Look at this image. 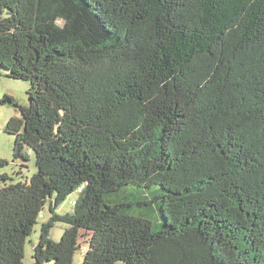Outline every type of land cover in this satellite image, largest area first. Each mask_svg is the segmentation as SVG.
<instances>
[{"label": "trees", "instance_id": "trees-1", "mask_svg": "<svg viewBox=\"0 0 264 264\" xmlns=\"http://www.w3.org/2000/svg\"><path fill=\"white\" fill-rule=\"evenodd\" d=\"M0 67L30 83L0 103L37 167L0 174V264L48 201L33 264H264V0H0Z\"/></svg>", "mask_w": 264, "mask_h": 264}, {"label": "rangeland", "instance_id": "rangeland-1", "mask_svg": "<svg viewBox=\"0 0 264 264\" xmlns=\"http://www.w3.org/2000/svg\"><path fill=\"white\" fill-rule=\"evenodd\" d=\"M0 102L3 100L6 94L12 95L17 99L22 105H29L30 99L28 90L30 88V83L28 81L14 79L7 75V71L0 67ZM14 116H21V112L18 107L9 102L0 103V159H5L8 161V164L0 167V174L7 173L10 176L14 177L15 180H26L30 179L32 175L37 171L35 164L34 153L31 154V159L27 162L23 160L13 161L14 154V142L15 136L9 134L5 131L6 124ZM23 163H26V166H22ZM21 170V172H20ZM3 185V182L0 181V187ZM127 200L133 202L130 212L133 214H144L149 218L154 227H157L156 216L151 214L146 205H139L138 202L145 199L143 188H138L134 186H127ZM80 191L72 192L66 200L61 203L57 209L56 213L66 214L72 213L74 210V202L78 199ZM138 201V202H135ZM50 201H48L39 218L38 222L34 226L32 233L27 237L25 244V257L24 264H33V254H34V245L38 243L41 233V227L44 222H47L53 213L50 210ZM68 227V224L58 221L51 229L50 237L54 241H59L62 237L64 230ZM84 241V238H81ZM86 245L85 243H82ZM84 253L81 248L75 254V260L73 264H83Z\"/></svg>", "mask_w": 264, "mask_h": 264}]
</instances>
